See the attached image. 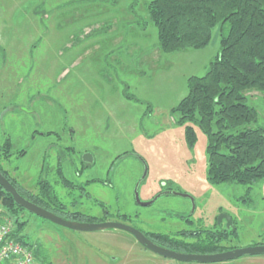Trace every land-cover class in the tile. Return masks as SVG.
Here are the masks:
<instances>
[{
    "label": "rangeland",
    "instance_id": "obj_1",
    "mask_svg": "<svg viewBox=\"0 0 264 264\" xmlns=\"http://www.w3.org/2000/svg\"><path fill=\"white\" fill-rule=\"evenodd\" d=\"M40 2L0 0V168L35 194L45 179L67 212L93 220L201 244L212 234L195 231L199 224L211 228L226 214L232 226L218 248L264 245V178L211 183L207 136L172 112L188 78L204 75L218 55L219 26L204 47L165 52L148 16L150 0H80L58 18L34 12ZM244 94L257 112L250 126L264 127V91ZM19 217L26 221L19 235L40 244L52 264H264V254L169 261L107 229L76 231L27 211ZM3 222L13 218L0 208Z\"/></svg>",
    "mask_w": 264,
    "mask_h": 264
},
{
    "label": "trees",
    "instance_id": "obj_2",
    "mask_svg": "<svg viewBox=\"0 0 264 264\" xmlns=\"http://www.w3.org/2000/svg\"><path fill=\"white\" fill-rule=\"evenodd\" d=\"M148 16L157 29L162 51L201 48L219 26L220 50L202 76L187 80L188 92L172 109L178 123L196 124L207 136V179L211 183L253 184L264 178V127H251L257 112L247 103L244 91H264V0H150ZM189 145L195 141L192 126H186ZM7 149L10 143L6 142ZM9 151H6V155ZM17 191L31 202L59 215L65 207L58 202L44 179L39 192L31 193L0 168ZM0 208L13 218L10 237L33 251L34 264H52L40 244H28L19 235L26 225L19 214L26 211L0 186ZM63 218L93 219L80 212ZM229 230V229H226ZM183 252L204 253L223 248L190 243L177 237L155 235Z\"/></svg>",
    "mask_w": 264,
    "mask_h": 264
},
{
    "label": "water",
    "instance_id": "obj_3",
    "mask_svg": "<svg viewBox=\"0 0 264 264\" xmlns=\"http://www.w3.org/2000/svg\"><path fill=\"white\" fill-rule=\"evenodd\" d=\"M83 161L85 163H91L92 162V156L90 154H84ZM0 186L9 193L13 200L17 205L22 207L27 212L34 214L38 217H41L43 219H47L57 225L67 227L72 230L76 231H99V230H105V229H118L123 230L131 235L134 236V238L137 240V242L145 247L146 249L150 250L151 252L167 258V259H173L177 261H183V262H198V263H216V262H222V261H228L232 260L244 255H262L264 254V245H256V246H250V247H244V248H237V249H229L214 253H192V252H182V251H176L170 248H166L163 246H160L151 240H149L141 231H139L136 228H133L129 225H126L121 222H115V221H100V222H81L76 220H70L63 218L22 196L17 189L10 183V181L3 175V173L0 171ZM175 194L181 195L183 197H188L187 194L184 193H178L173 192ZM136 200L138 201L137 194H136ZM145 205L150 204L148 203H142ZM222 219L226 220V227L229 228L232 226L231 218L226 214H221L217 221L220 222Z\"/></svg>",
    "mask_w": 264,
    "mask_h": 264
},
{
    "label": "flooded vegetation",
    "instance_id": "obj_4",
    "mask_svg": "<svg viewBox=\"0 0 264 264\" xmlns=\"http://www.w3.org/2000/svg\"><path fill=\"white\" fill-rule=\"evenodd\" d=\"M61 174V173H60ZM61 177L63 178V175L61 174ZM45 180V179H44ZM64 180H66L64 178ZM169 191H163L161 192L159 195H163V194H168ZM86 194H89V192H86ZM159 197V196H158ZM156 196V198H158ZM155 198V199H156ZM153 203V202H150V204ZM67 211L65 210V213H59V216L61 217H64V216H67ZM73 212H78V211H73ZM108 211L104 208V213H107ZM68 213H70V211H68ZM82 213V212H80ZM56 214V213H55ZM84 214V213H82ZM58 215V214H57ZM87 215V214H85ZM89 217H94V216H91V215H87ZM68 217V216H67ZM120 217L123 219V220H126L128 219V216L126 214H120ZM76 221H79V220H76ZM100 221H108L107 219H102V218H97L95 220H92V221H81V222H100ZM223 221L224 223L226 224V220L225 219H222L220 222L216 221L214 224H212L213 226L211 228H202V224H199L201 227H199L198 229H196L195 231H198L199 233L204 230L205 233H207L208 231H210V233L212 234V237L210 238L212 241H211V247L215 248V247H218L219 243L222 241V235H223V232H224V229H228L225 225L226 228H223L222 227V224H223ZM115 222H121V221H115ZM121 223H124L126 225H128L127 223L125 222H121ZM134 228V227H133ZM137 229V228H136ZM139 231H141L149 240H151L152 242L160 245V246H163V247H166V248H170V249H174V250H181L180 247H176V246H170L168 245V243H166L165 241H162L160 240L159 238H157L155 235L159 234V235H166V233H161V232H150V231H144L143 229H138ZM117 231H123V230H117ZM190 231V230H189ZM125 232L127 235H129L131 238H133L136 242L137 240L134 238L133 235H131L130 233L126 232V231H123ZM216 237L215 240H213V237L214 236ZM182 239V238H180ZM187 242V241H186ZM207 242H204V243H201L202 245H204V247H206ZM140 245V244H139ZM142 248L146 249L145 247H143L142 245H140ZM148 250V249H146ZM182 251V250H181ZM220 250H218L216 248L215 251H212V252H204V253H214V252H219ZM221 251H224V250H221ZM164 258V257H163ZM167 259V258H166ZM169 261H172L173 259H168Z\"/></svg>",
    "mask_w": 264,
    "mask_h": 264
},
{
    "label": "built area",
    "instance_id": "obj_5",
    "mask_svg": "<svg viewBox=\"0 0 264 264\" xmlns=\"http://www.w3.org/2000/svg\"><path fill=\"white\" fill-rule=\"evenodd\" d=\"M11 223H0V264H34L33 251L10 237Z\"/></svg>",
    "mask_w": 264,
    "mask_h": 264
},
{
    "label": "crops",
    "instance_id": "obj_6",
    "mask_svg": "<svg viewBox=\"0 0 264 264\" xmlns=\"http://www.w3.org/2000/svg\"><path fill=\"white\" fill-rule=\"evenodd\" d=\"M80 0H41L40 2V5L38 4V6L34 7V8H31L34 12H36L37 10H41V11H47L49 12L48 14H45L44 15L45 17H50L51 15H49L50 13L52 14V17H55V18H58L59 17V13H61L64 9H68L67 6H71V4H74V3H77L79 2ZM47 2V3H46ZM48 4H54V5H49ZM66 4V6H65ZM70 10H73L72 8ZM49 15V16H48ZM117 230H107V233H111L112 235H117V236H120L121 238H126L128 241L130 242H133V243H136L137 245H139L138 242H136L133 238L124 235V236H121V233L122 232H119ZM118 233V234H116ZM125 239V241L127 242V240ZM134 245V244H133ZM147 256V255H146ZM147 259L151 258V256H147L146 257ZM113 261L117 260L116 257H112L111 258ZM59 264H65L62 259L61 261L59 262Z\"/></svg>",
    "mask_w": 264,
    "mask_h": 264
}]
</instances>
